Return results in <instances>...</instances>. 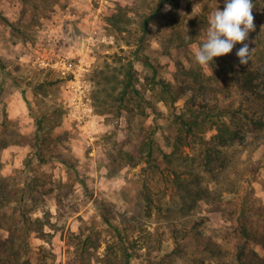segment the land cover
<instances>
[{
    "label": "rangeland",
    "instance_id": "rangeland-1",
    "mask_svg": "<svg viewBox=\"0 0 264 264\" xmlns=\"http://www.w3.org/2000/svg\"><path fill=\"white\" fill-rule=\"evenodd\" d=\"M162 1L0 0V140L8 142L0 178L15 193L8 220L28 206L44 222L30 240L33 264H78L92 229L102 246L86 262L105 264L100 258L115 238L95 201L115 224L139 227L130 239L144 256L132 264H258L264 257L243 234L244 227L264 234V132L222 148L223 166L213 170L200 145L163 155L173 151L176 117L189 98L237 107L239 76L250 72L264 89V0H252L249 63H239L237 43L214 58L215 71L196 63L194 50L225 0ZM184 69L205 87L192 78L177 103L162 101V84L180 91ZM129 70L135 85L126 91ZM200 185L210 194L195 202Z\"/></svg>",
    "mask_w": 264,
    "mask_h": 264
},
{
    "label": "trees",
    "instance_id": "trees-1",
    "mask_svg": "<svg viewBox=\"0 0 264 264\" xmlns=\"http://www.w3.org/2000/svg\"><path fill=\"white\" fill-rule=\"evenodd\" d=\"M168 2L169 0H163L162 4ZM148 26L149 19L142 24L144 37L141 41L148 33ZM145 64L152 67L154 76H156L157 68L152 64H147V62ZM209 65L215 71L217 63L213 60ZM223 67H225V73L231 77L233 70L230 64L225 62ZM184 70H186L187 78L183 79L180 91H173L171 84H162V101L177 103L185 96L191 86L192 78L195 83L198 82L202 87H205V83L201 81L200 76L194 70ZM129 71L126 91L135 85L132 80L134 72L133 70ZM180 71H183L182 67H180ZM257 75V72H250L239 76L238 90L242 103L237 107L234 104L224 107L211 106L208 101L195 102L189 98L176 117L178 133L172 138L170 144L173 151L171 154H163L164 158L170 159L173 154L182 153L184 148L200 145L205 148L207 153L205 166L211 170L217 169L219 166H223L222 148L245 144L250 134L264 132V89L256 84ZM156 113L160 117L163 116L161 112L156 111ZM212 130L217 132L208 137ZM42 139L44 137L40 135L35 138V143L32 142L39 152L41 151ZM168 139L170 141V138ZM7 145L8 142L5 139L0 140V150L6 148ZM7 181L8 177L0 178V264H33L32 257L37 249L31 246L30 240L33 233L41 235L44 232V222L40 218H34L32 215L35 209H28L30 208L28 206H25L17 215L18 219L10 217L8 220L7 209L11 207L15 193L7 185ZM197 188L200 195H192L193 197L190 199H194L195 202L207 199L210 194L209 187L200 185ZM95 204L103 222L115 238V241L107 247L106 254L100 258V262L105 264H132L134 260L143 258L144 255L137 249V241L130 239V233L135 232L139 227L131 222L124 226L115 224L110 218V209L103 206L99 201H95ZM148 204L151 205L149 198ZM94 232L95 230L92 229L85 237L78 257V264H91L86 262L88 257L93 255L92 251L96 252L101 248L100 237L94 238ZM243 234L246 242L258 244L264 248V234L255 235L247 227L243 228ZM209 247L208 250L218 251L210 242ZM258 260V264H264V257L258 258Z\"/></svg>",
    "mask_w": 264,
    "mask_h": 264
},
{
    "label": "clouds",
    "instance_id": "clouds-1",
    "mask_svg": "<svg viewBox=\"0 0 264 264\" xmlns=\"http://www.w3.org/2000/svg\"><path fill=\"white\" fill-rule=\"evenodd\" d=\"M253 7L252 0H225L223 10L217 8L209 17L206 39L194 50L195 62L206 66L215 57L231 53L234 46L240 43L242 47L237 50L236 56L241 65H247L252 49L245 41L249 33L255 31ZM150 27L155 29L154 24Z\"/></svg>",
    "mask_w": 264,
    "mask_h": 264
},
{
    "label": "built area",
    "instance_id": "built-area-1",
    "mask_svg": "<svg viewBox=\"0 0 264 264\" xmlns=\"http://www.w3.org/2000/svg\"><path fill=\"white\" fill-rule=\"evenodd\" d=\"M67 64H68V61H65L64 62V66L67 67Z\"/></svg>",
    "mask_w": 264,
    "mask_h": 264
}]
</instances>
